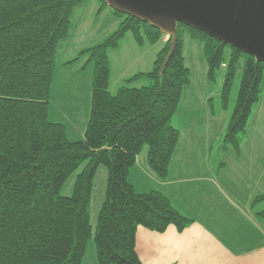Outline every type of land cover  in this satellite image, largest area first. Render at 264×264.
Masks as SVG:
<instances>
[{
  "label": "trees",
  "instance_id": "1",
  "mask_svg": "<svg viewBox=\"0 0 264 264\" xmlns=\"http://www.w3.org/2000/svg\"><path fill=\"white\" fill-rule=\"evenodd\" d=\"M82 1L0 0V264H82L92 237L89 211L100 168L105 169L106 179L94 233L98 264H141L135 250L139 227L164 233L172 226L182 232L192 223L162 193L138 194L129 181L144 147L149 169L162 180L168 176L180 140L171 121L190 81L183 56L186 34L202 45L208 80L225 69L223 110L241 71L238 97L219 152L239 153L259 100L263 63L184 26L176 30L175 48L164 68L172 35L152 68L127 80L147 79V85L122 86L112 95L107 51L117 48L128 32L138 46L155 45L166 35L113 10L121 20L118 29L99 46L81 53L94 63L90 115L84 138L68 140L64 126L48 119L50 91L57 46L68 37L72 13ZM82 165L72 194L61 196L64 183ZM259 205H264V193L251 203L264 222V207L258 210Z\"/></svg>",
  "mask_w": 264,
  "mask_h": 264
},
{
  "label": "crops",
  "instance_id": "2",
  "mask_svg": "<svg viewBox=\"0 0 264 264\" xmlns=\"http://www.w3.org/2000/svg\"><path fill=\"white\" fill-rule=\"evenodd\" d=\"M165 38L159 42L162 47ZM74 59L64 60L59 68L70 72V79L77 86V96L82 100L83 90L80 87L83 74L88 73L84 93L89 96L93 70L90 64L83 66L80 58L75 62ZM55 75L52 87L59 78H55ZM56 96L57 110L52 115L50 109L48 119L64 126L68 140H82L89 115L84 127L80 124L73 127L67 116L70 113L78 115L79 110L65 109L70 104L65 99L66 95L60 94L58 82ZM214 115H211L212 119L218 117ZM201 130L207 132L208 129L204 126V130L203 127ZM195 139L193 134L192 140H179L165 180H158L149 169L147 151L141 152L144 156L136 159V165L129 175L135 191L138 194L152 191L162 193L178 212L192 221L182 232L172 226L164 233L139 227L135 235L139 261L141 264H264V222L251 208L253 199L264 193V140H248L247 135L244 137L239 153L233 155L239 160L245 157L252 170L236 171L233 167L229 170L224 162L216 165L220 153L213 156L212 145L221 140ZM144 180L145 185L138 187L141 183L137 182ZM154 185L157 187L152 188ZM263 207L259 205L256 209ZM82 264L98 262L96 256L88 258L85 255Z\"/></svg>",
  "mask_w": 264,
  "mask_h": 264
},
{
  "label": "rangeland",
  "instance_id": "3",
  "mask_svg": "<svg viewBox=\"0 0 264 264\" xmlns=\"http://www.w3.org/2000/svg\"><path fill=\"white\" fill-rule=\"evenodd\" d=\"M102 4L103 3L101 0H83L82 3L78 5L72 13L68 37L60 41L56 49L54 75L56 72L60 75H55V78H59L55 81L54 87H52V82L48 116L50 114V109L52 115L57 110L56 86L58 82L60 94H65V99H68L70 104L65 106V109L67 111H72L75 109L79 110L78 115L70 113V115L67 116V119L72 122L73 127H76L79 124L84 127L85 122H87L86 119L88 118V115H90L91 93L89 96L88 94L84 93V89L88 83V80L86 79V74L88 73L83 74L84 78L81 81L80 88L83 90L81 97H84L81 100L77 96L78 92L75 81L70 79V72L68 73L64 70H61L59 66L64 60L72 59V57H74L75 59L73 61L75 62L80 58L79 62L83 64V66L90 64V68L93 70L91 78L92 82L94 63L88 61L89 56L87 54L82 56L81 53L102 44L118 29L121 22L120 19H117L114 16L113 9L111 7L108 5L102 7ZM165 34V36H168L167 39L169 38V35H171V33L168 32H165ZM183 41V56L185 60V66L190 72V81L189 84L183 88L179 108L175 113L171 123L172 126H174L175 129L180 132V140H192L193 134L196 137L195 140H221L217 143L214 142L212 145L213 156H216L218 153H220V159L217 160L216 163L217 166L221 162H224L229 170L232 167L236 171H247L248 168L252 170V166H248L245 157L241 158L240 160L234 157L233 154L236 155L234 150H229L230 154L225 155L218 151L219 146L222 145L227 124L238 97L241 71L239 70L237 76L235 77L228 107L227 109L223 110L221 108L220 94L223 85L225 69L220 68L215 73L214 80H208L207 65L203 55L201 43L190 39L187 34L184 36ZM161 48L162 45L160 43L155 45L138 46L131 33H126L117 48L107 51L109 61L110 88V91H108L112 95H115L117 90L122 86L140 88L147 85V79H140L138 81H132L129 83H127V80H130L135 75L140 73L148 72L150 69L149 67L153 65L154 61L156 60L157 53ZM229 55L230 49L226 48L225 57L227 60L229 59ZM241 67H243V63ZM260 90L258 103L252 110V114L250 115L246 128L245 136L247 135L248 140H264V73ZM84 94L86 95L84 96ZM76 98L80 101L77 102ZM214 114L218 115L216 119L211 118V115ZM204 126L207 127V132L201 130L202 127L204 130ZM147 149V147H144L141 152H145ZM140 154L139 156L142 158L144 153L141 155ZM83 167L84 165L80 166L78 170L67 179L60 190L61 196L69 197L72 194L75 178L82 171ZM105 176V169L100 168L94 179V189L89 211L90 224L92 226V237L87 242L85 254L88 256V258H90V256H96L94 233L97 213L102 203L101 201H103ZM156 177L158 180H162L157 175ZM145 182L146 180H144V182H137L139 184L141 183V185L138 187L145 185ZM155 187L157 186H152V188Z\"/></svg>",
  "mask_w": 264,
  "mask_h": 264
},
{
  "label": "water",
  "instance_id": "4",
  "mask_svg": "<svg viewBox=\"0 0 264 264\" xmlns=\"http://www.w3.org/2000/svg\"><path fill=\"white\" fill-rule=\"evenodd\" d=\"M113 10L139 18L163 32L184 26L201 32L264 64V0H102Z\"/></svg>",
  "mask_w": 264,
  "mask_h": 264
},
{
  "label": "bare ground",
  "instance_id": "5",
  "mask_svg": "<svg viewBox=\"0 0 264 264\" xmlns=\"http://www.w3.org/2000/svg\"><path fill=\"white\" fill-rule=\"evenodd\" d=\"M135 18H136V17H135ZM138 19H139V18H138ZM160 30H161V29H160ZM161 31H162V30H161ZM167 32H168V33H170V31H169V30H167Z\"/></svg>",
  "mask_w": 264,
  "mask_h": 264
}]
</instances>
